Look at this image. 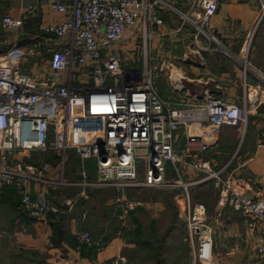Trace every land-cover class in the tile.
<instances>
[{
	"label": "built area",
	"instance_id": "obj_1",
	"mask_svg": "<svg viewBox=\"0 0 264 264\" xmlns=\"http://www.w3.org/2000/svg\"><path fill=\"white\" fill-rule=\"evenodd\" d=\"M259 1L264 12V0ZM50 4L64 16L45 27L58 45L51 49L46 63L24 71L16 61L0 58V190L16 187L21 210L41 218L57 210L49 196L51 187L74 186L83 192L89 187L111 186L120 192L115 199L120 219L140 204L127 198L124 189L179 190L194 260L211 264L213 227L205 205L193 201L191 187L212 180L225 191L224 198L234 211L258 222L255 251L264 257V197L241 191L223 178V168H213L203 156L216 142L219 128L239 124L245 110L214 96L198 102L172 101L154 86L146 57L139 69L128 66L134 56L123 54V43L139 36L144 48L148 43L152 46L153 25L163 23L158 10L166 2L51 0ZM191 5L200 8L198 22L192 15L182 14L202 30L216 12L218 0H192ZM2 26L19 31L22 20L6 14ZM69 150L78 156L76 178L65 175ZM32 151L59 155L58 175H49L52 165L48 161L26 165L20 157ZM139 155L147 158L142 179ZM88 159L95 160L94 176L86 168ZM189 169L204 176L186 179ZM76 239L77 248L98 245L86 230Z\"/></svg>",
	"mask_w": 264,
	"mask_h": 264
},
{
	"label": "crops",
	"instance_id": "obj_2",
	"mask_svg": "<svg viewBox=\"0 0 264 264\" xmlns=\"http://www.w3.org/2000/svg\"><path fill=\"white\" fill-rule=\"evenodd\" d=\"M50 1L0 0L1 59L16 61L24 71H32L33 67L46 63L51 49L58 45L45 27L64 16L62 11L51 6ZM164 1L166 5L158 10L163 23L153 25L156 32L153 42L157 49V64L161 70H166L164 74L167 75L165 80L169 83V91L158 92L172 101L198 102L214 96L242 107L245 118L235 126L222 125L216 142L209 146L203 156L213 168H223V178H229L241 191L264 197V12L260 1L218 0L216 12L202 30L182 14L186 12L198 22L196 17L200 8L192 6V0ZM6 14L21 18V30L10 32L3 28L2 17ZM134 42L135 39H131L123 43V54H130L126 47ZM179 136L182 146L184 135ZM94 173L95 168L89 172L90 176H94ZM203 176V173L190 169L185 172V178L189 180ZM209 182L214 186L213 193L204 190L201 195L205 199L207 220L213 227L211 264H264V257H259L255 251L260 231L258 222L234 211L224 198L225 191L216 187L212 180L199 185ZM94 188L113 190L117 194L111 186ZM12 189L15 192L13 196L4 189L0 190V236H11L12 230L4 229V225L18 223L33 231L35 236L39 233L46 234L45 238L49 236L51 228L47 220H28L26 223L16 219V214L22 210L20 196L16 188ZM85 190L82 192L79 188L70 196L60 193L67 198L64 203L51 199L58 208L55 213L61 212L62 226L67 235L70 238L74 236V244L68 240L62 241L59 248L49 250V260L54 259V264H126L122 252L125 242L120 232L109 225L107 219H102L101 206L80 205ZM199 191V187L192 189L195 202H200V197H197ZM52 192L49 191L50 198ZM114 205L111 204L109 212L118 219ZM118 221L124 226L121 219ZM83 230L90 232L98 242L97 246L77 248L76 235ZM29 238L34 242L37 240L33 235ZM183 240L188 243L182 241L180 248L176 246L175 256H171L170 262L164 257V264H201L194 260L193 241L188 235Z\"/></svg>",
	"mask_w": 264,
	"mask_h": 264
},
{
	"label": "rangeland",
	"instance_id": "obj_3",
	"mask_svg": "<svg viewBox=\"0 0 264 264\" xmlns=\"http://www.w3.org/2000/svg\"><path fill=\"white\" fill-rule=\"evenodd\" d=\"M136 38H138V40H136ZM136 38L132 46L126 47V51L130 52L131 56H134L135 58L134 61L128 63V66H136L139 67V69H141V67L144 66L143 65V63L145 62L144 57H146L147 69L152 74V78L157 90L160 91L161 93H166V92L168 93L169 83L167 80H165L167 75L164 74L166 70L165 69L161 70L160 65L157 64L159 62L157 59L158 56L157 49L154 47L155 43L151 42L152 43L151 47L150 44L148 43L147 47L144 48L141 37L139 36ZM0 51L2 50L0 49ZM144 52L146 54L145 56H144ZM130 54L124 52V56L126 58H128ZM66 157L68 159L65 162V168H64L65 175H67V177L69 178L78 177L79 175V164L77 162L78 156L73 150H69L66 154ZM20 158H22V160L25 163H28L26 165L29 164L40 165L44 161H48L52 165L50 169L52 170V172L50 173L49 171V175L51 177H55L59 173L58 168L55 165L57 164L60 157L56 153H52L50 151H34L33 153L31 152L30 155L23 157L21 156ZM146 159L147 158L144 155H139L137 157L139 178L141 179L144 177V173L146 170ZM94 166H95L94 159L86 160V167L89 170V172L91 170H94ZM59 187L63 188V187H74V186H56V187H51L49 189V191L50 190L53 191V193L51 194L52 197L51 199L53 201L64 203V200H66L67 198L63 197L62 194L58 192ZM196 187H199L200 190L197 196L198 198L200 197L199 201L205 204L204 203L205 199L202 198L203 196L201 195V192L204 190H209L210 192L213 193L214 189L212 188H214V186L210 182L202 183L200 185L198 184L191 188V196L193 195L192 189ZM178 191L179 190L162 189V188L124 189V194L127 198L140 202L138 206L130 210L129 213L123 219H121V222L124 226H122L118 221V219H120L119 212L115 214V216L116 215L118 216V219L114 218L113 214L109 212V209L111 208L112 199L113 200L116 199L117 195L120 192L117 191V194L115 195L110 190H100V189L95 190L91 194H89V196H87V198L84 200V203H82V205L85 204V206L86 205L88 206L95 204L97 206H101V209L99 210H100V214L103 217L102 219L105 220L107 219L109 221V225H112L114 229H117V231L120 232V236L122 238L126 236L125 235L126 232L124 231V228L126 229L129 228L130 235L132 234L133 238H136L137 227L134 226V224L136 223V221L134 223V219L139 222H142L143 229L147 235L150 232V224H149L150 221L155 222L153 226V230L156 232L158 236V244H162L161 247V251L163 253L162 257H166V260L170 262L171 258L175 256V252H174L175 247L178 246L180 248L182 241L186 244L188 243L183 240V238L187 235L186 234L187 231L185 229L184 218L180 208ZM72 192L73 191H69V192L66 190L63 191L65 195H69V196L72 195ZM17 194L19 196V193ZM104 204H106L107 206L103 207L102 205ZM114 204L115 207L116 202H114ZM138 207H141V209L136 210ZM116 209L118 211L117 207ZM56 211H51V212H56ZM43 217L47 218V213H45ZM41 218H37L38 220H36V222H43ZM16 219H18L21 222L27 223L28 219L30 218L26 213L24 214L18 213L16 214ZM4 226H5L4 229L8 231L12 230V232H11V236L10 234L8 236H4V235L0 236V264H54L55 261L54 259L49 260L51 257V256L49 257V250L52 249L53 247L59 248V246H61V243L57 242L52 244L51 233H48L49 236L45 238L46 234L39 233L38 236H35L33 231H30L29 228H26L24 226L22 227L20 223L15 225H8V226L4 225ZM169 230H171L170 233L168 232ZM32 235L37 239L35 242L29 240L30 239L29 237ZM149 241H152V243L154 244L156 243L153 238ZM124 242L125 244H124V248L122 249V252L125 257L124 259H126V264H155V260L153 256L148 255V253L145 250H143V246H141V248L136 249L135 247L136 245L134 243L131 244V243H126V241ZM132 247H135V249H133V251H130Z\"/></svg>",
	"mask_w": 264,
	"mask_h": 264
},
{
	"label": "trees",
	"instance_id": "obj_4",
	"mask_svg": "<svg viewBox=\"0 0 264 264\" xmlns=\"http://www.w3.org/2000/svg\"><path fill=\"white\" fill-rule=\"evenodd\" d=\"M33 152L34 151H32V153ZM50 152H52V151H50ZM12 188H14V187L13 186L12 187L5 186L2 189H4L6 192H8L10 195L13 196V195H15V192ZM65 190L68 192L73 191L72 195H74V193L79 190V187L78 188H76V187L58 188L59 193H63V191H65ZM95 190H98V189L97 188H87L85 190V194L83 196H81V199L79 201L80 204L82 205V203H84V200L87 198V196H89V194H91ZM100 190H102V189H100ZM56 191H54V192H56ZM112 192H113V190H112ZM112 202L114 203L113 199H112ZM112 202H111V204H112ZM19 205H20V203H19ZM102 206L105 207L104 205H102ZM138 209H141V207H138L136 210H138ZM22 212H21V214H24ZM61 216H62L61 212L55 213V212L48 211L47 212V218L42 219L43 222H45V220H47L49 222L50 227H51V236H52L51 242L53 244V243H57V242L61 243L64 240H68V242L70 244H74L73 243L74 242L73 241L74 236H73V238H70L67 235V232L64 230V226H62ZM29 218L30 219H28V220H33V221L38 220L37 218H31V217H29ZM52 219L59 224L58 225L55 224ZM135 221H136V223H135ZM134 223H135L134 226L137 227L136 228V234H137L136 238H133L132 234L130 235L129 228L128 229L124 228V231L126 232V234H125L126 236L124 238L126 240L124 238H123V240L126 241V243H131V244L134 243L136 245L135 246L136 249L141 248V246H143V250H145L148 253V255L153 256V258L155 260V264H164L165 259H164V257H162L163 253L161 251L162 244H158V236H157L156 232L153 230V226H154L155 222L150 221V223H149L150 224V232L148 235L145 233V231L143 229L142 222H139V221L134 219ZM165 235H166V233H165ZM148 237H150V238H148ZM152 238L155 240V242H156L155 244L152 243V241H149ZM75 242L77 244V239ZM82 247H84V246H82ZM135 247H132L130 249V251H133V249H135ZM82 252H83V250H82Z\"/></svg>",
	"mask_w": 264,
	"mask_h": 264
}]
</instances>
